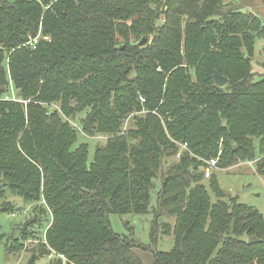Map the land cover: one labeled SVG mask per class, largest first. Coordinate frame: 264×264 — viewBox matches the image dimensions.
Returning a JSON list of instances; mask_svg holds the SVG:
<instances>
[{"label":"trees","instance_id":"trees-1","mask_svg":"<svg viewBox=\"0 0 264 264\" xmlns=\"http://www.w3.org/2000/svg\"><path fill=\"white\" fill-rule=\"evenodd\" d=\"M257 40L261 18L223 0H0V208L33 206L5 251L44 225L24 264H264V208L204 181L211 158L264 179ZM111 213L150 214L149 243Z\"/></svg>","mask_w":264,"mask_h":264},{"label":"rangeland","instance_id":"rangeland-1","mask_svg":"<svg viewBox=\"0 0 264 264\" xmlns=\"http://www.w3.org/2000/svg\"><path fill=\"white\" fill-rule=\"evenodd\" d=\"M34 43V42H33ZM37 43V42H36ZM36 43H34L36 45ZM261 40H257L255 45V51L254 55L252 57V66L254 68L256 60L259 58V50L261 49ZM259 60H261L259 58ZM259 67H255V70H257ZM140 100L143 101L142 97H140ZM78 139H81V135L78 136ZM92 142L95 144V140L92 139ZM93 148L94 146L90 145L89 148V158H92L93 155ZM205 163V162H204ZM251 164V162H242L239 163L233 167L220 170L217 169L216 165L210 168V175L214 172L217 174V179L219 181V185L222 190L229 192L232 195H238L239 201L252 205L258 210L262 211L264 208V179L259 176L257 173H255L254 168L251 169L248 168L246 165ZM206 166V164H205ZM205 176L204 174V181H207L210 177ZM159 183H156V186ZM214 200V197H212ZM6 203L7 201H11L15 207L17 206H24L26 205V202L23 200L21 196L13 195L9 191L6 192V197L3 199ZM10 202V203H11ZM152 204H154V193H152ZM12 205V206H13ZM13 206V207H14ZM33 206H26L23 214H18L16 212V209L13 211H2L0 208V264H4L5 261L7 262L9 257H11V261L14 264H24V259L31 255V253H25L27 250L26 248H30L31 246L36 247L38 244V240L43 238L44 229L46 226H35L33 225L35 230H32L35 235L32 237H29L28 240L24 241L23 243V249L15 255L14 258H12L11 254H8L6 251H4L5 243L9 245L7 242V236L9 235L10 231L14 230V226L22 221L27 215L30 210H32ZM27 213V214H25ZM148 215H135V214H123L119 215L117 213H111L109 215V222L111 225V228L114 232L124 235H131L140 242L143 243L142 245H146L150 241V224L152 216ZM25 216V217H24ZM24 217V218H23ZM26 221H22L21 223H25ZM127 223V225L125 224ZM36 236V237H35ZM35 237L36 239H34ZM173 240L171 236H167L165 239V243L159 244L155 243L156 248L160 250H168L172 246ZM138 253H140L141 257L145 261L146 264H152L153 257L150 252H144L143 250L139 248V250H136ZM52 254V253H50ZM25 256V258H24ZM51 256V255H50ZM40 258L37 260L36 264H44L47 260L49 255H40Z\"/></svg>","mask_w":264,"mask_h":264},{"label":"crops","instance_id":"crops-1","mask_svg":"<svg viewBox=\"0 0 264 264\" xmlns=\"http://www.w3.org/2000/svg\"><path fill=\"white\" fill-rule=\"evenodd\" d=\"M223 1L225 3H227V8L228 9H241V10L244 9V10H251V11H253L257 16H259L261 18V20H262V22L264 24V0H223ZM263 45H264V42L262 41L261 46H263ZM258 60H256V63H255V66H254V71H257L258 73H263L264 72L263 71L264 69L257 64V61ZM256 65H257V67H259V68H257V70H255ZM246 166L248 168L250 167L251 169L254 168V165H252V164H248ZM0 250H1V247H0ZM4 251H5V248H4ZM8 257H9L8 261L7 262L5 261L4 264H14L11 261V257L9 255H8ZM14 257L15 256H12V258H14Z\"/></svg>","mask_w":264,"mask_h":264},{"label":"water","instance_id":"water-1","mask_svg":"<svg viewBox=\"0 0 264 264\" xmlns=\"http://www.w3.org/2000/svg\"><path fill=\"white\" fill-rule=\"evenodd\" d=\"M146 42V38H142L140 41H139V44H143V43H145ZM213 78H214V80H215V83L217 84V85H219V86H222V85H224L226 82H227V78L226 77H224V76H222L221 74H219L217 71H213ZM226 122H224V124H225ZM235 147V146H234ZM225 194L227 193L228 194V192L227 191H224V190H222ZM254 240H256V238L255 237H250L249 238V242H252V241H254ZM25 257V256H24Z\"/></svg>","mask_w":264,"mask_h":264},{"label":"built area","instance_id":"built-area-1","mask_svg":"<svg viewBox=\"0 0 264 264\" xmlns=\"http://www.w3.org/2000/svg\"><path fill=\"white\" fill-rule=\"evenodd\" d=\"M37 42V38L33 39L31 42V45H33L32 47H35L34 43ZM216 165V159L211 158L210 160L206 161V166L204 167V174L206 177H208L210 175V168H212L213 166Z\"/></svg>","mask_w":264,"mask_h":264}]
</instances>
